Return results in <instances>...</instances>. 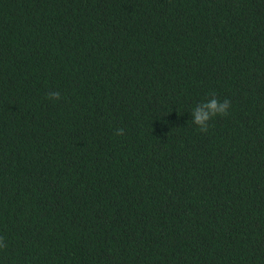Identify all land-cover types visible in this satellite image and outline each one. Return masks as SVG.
<instances>
[{
	"label": "trees",
	"instance_id": "1",
	"mask_svg": "<svg viewBox=\"0 0 264 264\" xmlns=\"http://www.w3.org/2000/svg\"><path fill=\"white\" fill-rule=\"evenodd\" d=\"M0 237V264H264V0H0Z\"/></svg>",
	"mask_w": 264,
	"mask_h": 264
},
{
	"label": "clouds",
	"instance_id": "2",
	"mask_svg": "<svg viewBox=\"0 0 264 264\" xmlns=\"http://www.w3.org/2000/svg\"><path fill=\"white\" fill-rule=\"evenodd\" d=\"M47 95L49 99H58L60 97V93L58 91L49 92ZM230 106L231 102L229 100L225 99L221 102L215 96H213V98L207 102L197 104V106L192 111L193 121L199 126L200 131L207 132L209 127L208 122L217 115H227ZM123 133L124 129L121 128L117 130V135H122ZM2 241L3 237H0V247H6Z\"/></svg>",
	"mask_w": 264,
	"mask_h": 264
}]
</instances>
